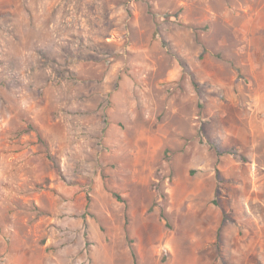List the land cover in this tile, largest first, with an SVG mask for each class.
Wrapping results in <instances>:
<instances>
[{"label": "rangeland", "instance_id": "1", "mask_svg": "<svg viewBox=\"0 0 264 264\" xmlns=\"http://www.w3.org/2000/svg\"><path fill=\"white\" fill-rule=\"evenodd\" d=\"M0 264H264V0H0Z\"/></svg>", "mask_w": 264, "mask_h": 264}]
</instances>
